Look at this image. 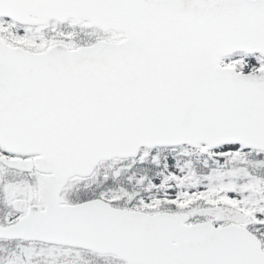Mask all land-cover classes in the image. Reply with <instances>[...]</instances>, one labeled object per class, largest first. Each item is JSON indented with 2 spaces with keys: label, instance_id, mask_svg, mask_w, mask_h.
<instances>
[{
  "label": "snow or ice",
  "instance_id": "1",
  "mask_svg": "<svg viewBox=\"0 0 264 264\" xmlns=\"http://www.w3.org/2000/svg\"><path fill=\"white\" fill-rule=\"evenodd\" d=\"M0 264H264V0H0Z\"/></svg>",
  "mask_w": 264,
  "mask_h": 264
}]
</instances>
